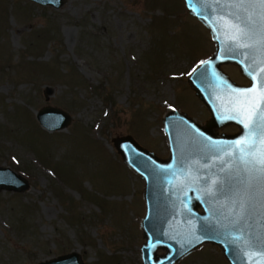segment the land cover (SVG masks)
I'll return each mask as SVG.
<instances>
[{"label":"rangeland","instance_id":"1","mask_svg":"<svg viewBox=\"0 0 264 264\" xmlns=\"http://www.w3.org/2000/svg\"><path fill=\"white\" fill-rule=\"evenodd\" d=\"M215 48L184 0H0V166L30 185L0 191V264L72 252L85 264H141L144 180L112 138L131 135L167 158V113L211 117L188 77ZM223 70L245 82L237 66ZM46 106L69 126L44 130ZM179 264L229 263L206 245Z\"/></svg>","mask_w":264,"mask_h":264},{"label":"water","instance_id":"2","mask_svg":"<svg viewBox=\"0 0 264 264\" xmlns=\"http://www.w3.org/2000/svg\"><path fill=\"white\" fill-rule=\"evenodd\" d=\"M41 6L60 9L66 0H30ZM189 14L206 27L215 43V53L200 63L188 77L197 98L207 107L211 117L202 125L178 110L165 115L162 124L167 136L169 156L161 158L141 146L131 135L112 138L115 149L125 165L144 180L143 199L145 213L141 220L144 243L140 248L141 264H179L183 259L206 245L219 247L229 264H260L264 256L255 250L240 253L226 242L220 227L226 221L220 213L227 212L225 197H209L204 188L208 183V168H202L215 156L229 150L231 145L244 137L246 129L232 111V89L252 86L248 74L249 61L240 50L228 51V45L217 23L227 7L216 0H184ZM251 10V9H250ZM234 11V10H233ZM227 19V17H225ZM247 51V50H245ZM235 65L250 85H240L223 70L224 65ZM231 86V87H230ZM52 93H45L46 99ZM41 127L48 132L60 131L71 123V117L63 110L51 106L37 114ZM236 126V134L219 135L226 126ZM226 161L229 157L224 158ZM183 164V166H182ZM217 162L213 173H218ZM29 182L9 167L0 166V191L24 192ZM260 190H256L257 201ZM259 207V205H257ZM259 211L256 217L259 218ZM159 251L164 253L159 254ZM39 264H85L77 252L59 256Z\"/></svg>","mask_w":264,"mask_h":264},{"label":"snow or ice","instance_id":"3","mask_svg":"<svg viewBox=\"0 0 264 264\" xmlns=\"http://www.w3.org/2000/svg\"><path fill=\"white\" fill-rule=\"evenodd\" d=\"M216 3L229 10L221 14L220 21L214 22L228 45L227 50H240L249 61L248 74L253 83L247 89H232L235 115L228 119H236L247 131L229 150L201 165L209 169L204 191L209 197L226 196L231 202L224 206L227 212L220 213L226 221L220 226L226 242L240 253L251 249L264 256V0H216ZM225 157L229 159L226 161ZM217 162L222 165L219 174L211 171ZM257 188L261 193L259 201Z\"/></svg>","mask_w":264,"mask_h":264},{"label":"flooded vegetation","instance_id":"4","mask_svg":"<svg viewBox=\"0 0 264 264\" xmlns=\"http://www.w3.org/2000/svg\"><path fill=\"white\" fill-rule=\"evenodd\" d=\"M232 78V77H231ZM243 80L245 81L244 83H241V85H249L250 84V81L249 80H247V79H245V78H243ZM235 81V80H234ZM237 82V81H236ZM240 84V83H239ZM237 128H235V127H230V128H227V129H225V130H223V132H219L220 134H223V133H227V134H235L234 132H235V130H236Z\"/></svg>","mask_w":264,"mask_h":264}]
</instances>
